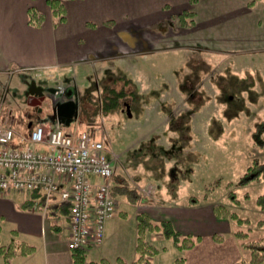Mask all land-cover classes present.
<instances>
[{
    "label": "crops",
    "instance_id": "crops-1",
    "mask_svg": "<svg viewBox=\"0 0 264 264\" xmlns=\"http://www.w3.org/2000/svg\"><path fill=\"white\" fill-rule=\"evenodd\" d=\"M252 1L66 0V18L57 22L48 0H0V74L10 77L5 85L0 83V107H6L19 116L12 103L16 100L20 105L21 93L25 91L34 112L27 115L34 119L25 117L30 120H27L28 123H33L31 127L27 126V132L36 124L44 123L47 127H61L69 134L81 133L85 130L70 132L64 129L73 125L74 129H78V125L86 123L92 115L91 111H85L80 105L77 81L85 80L88 76H106L107 70L121 68V72L113 76L114 83L105 87L99 104L107 114L116 109L129 110V101L136 99L135 91H126L125 87L118 89L114 85L119 83L118 79H122L123 83L129 82L124 74V71L128 72L127 60L136 61L138 55L169 49L159 45L167 40L169 19L174 21V29L179 30L174 32L171 29L170 35H183L186 38L184 44L187 45L211 44L209 40L204 41L209 37L213 40L212 51L245 56L254 61L253 66L246 67L254 68L255 75L264 82V73L255 65L254 59L264 53V8L258 7V3L252 4ZM30 7H36L45 14L40 26L29 23ZM184 11L195 13L187 18V25H181L178 21V16ZM191 21L193 24L189 26ZM158 23L161 25L157 26ZM159 29L165 31L159 34ZM237 65V70L245 66L243 61ZM16 73H26L28 76L14 84L12 77ZM255 82L250 91L255 93V101L258 102L264 99L261 94L264 84H260L261 89ZM166 86L163 91H169V83ZM29 88L33 92L28 93ZM47 88H50V92L48 96L45 95L46 99L43 100L44 97L38 101V94L46 93ZM58 89L62 90L60 98L56 96ZM52 97L57 100L53 102ZM115 98H118V104H114ZM257 108L264 109V105H257ZM168 115L156 122L152 132L162 133L155 140V145L169 150L168 130L159 131L160 125L169 123ZM108 154L110 157V152ZM119 159V155L111 159L115 168L113 187L118 185L117 178H127L116 163ZM138 188L143 196L137 204L130 205L134 210L132 219L126 210L128 199L116 197L118 207L115 215L106 223L102 244L85 250L89 261L104 259L108 264H133L137 258L136 216L140 212L148 214L155 221L170 220L184 234L201 236V241L185 253L184 264H235L240 261V245L230 233V224L217 216L212 205L190 208L180 213L169 210V202H154L153 189L150 190L149 185ZM31 195L19 191H0V245L15 242L33 247L28 254L14 257L10 264H75L74 252L67 244L70 233L68 215L44 216L37 208L27 210ZM261 221L260 228L264 232V219ZM221 233H229L228 241H215L214 236ZM152 240L162 249L154 258L155 264H172L169 257L162 255L169 253V240L161 234H155ZM0 264H3L1 256Z\"/></svg>",
    "mask_w": 264,
    "mask_h": 264
},
{
    "label": "rangeland",
    "instance_id": "rangeland-1",
    "mask_svg": "<svg viewBox=\"0 0 264 264\" xmlns=\"http://www.w3.org/2000/svg\"><path fill=\"white\" fill-rule=\"evenodd\" d=\"M251 3L264 8V0ZM168 27L167 40L159 45L169 49L138 55L136 61L127 60L128 72L124 74L129 82L118 79L119 83L114 85L118 89L125 87L126 91H135L136 99L129 101L128 98L129 110L116 109L110 114L101 110L99 102L105 87L114 83V74L121 72V68L109 69L106 76H88L77 81L80 105L92 115L86 123L78 125V129H74L75 125L64 129L93 131L103 140L111 159L119 155L116 163L139 197L143 194L138 187L149 185L150 190L153 189L154 202H169V210L182 213L190 208L224 206L230 216L222 218L229 222L230 233L240 245V260L248 259L249 253L242 243L264 234L258 225L264 219L258 202L264 194V182L242 185L240 180L255 158L264 159V148L254 146L251 138L255 123L264 113L257 105H264V99L255 101L256 95L250 91L255 80L259 85L264 82L255 75L254 68L247 69L246 65H254L249 57L212 51L213 40L208 36L204 41L209 40L211 44H184L183 35H170L171 29L179 31L174 29V21L169 19ZM164 31L159 29L158 33ZM254 59L264 73V53ZM240 61L245 66L237 70ZM27 76L16 73L13 83ZM9 79L8 74H0V83L5 85ZM168 83L169 91H163ZM58 91L56 96L60 98L62 90ZM25 93H21L20 105L16 100L12 103L19 116L0 107V126H11L19 135L27 134L28 121L34 119L27 117L34 112ZM261 94L264 97V90ZM52 98L53 102L57 100ZM167 113L169 123L160 125L159 131L165 128L169 131V150L155 145L162 133L152 132L156 122ZM127 204L128 217L132 219L134 210L130 205L135 204ZM238 231L245 235H238ZM221 234L228 241L229 233ZM185 253L178 252L169 240V253L162 255L169 257L171 262Z\"/></svg>",
    "mask_w": 264,
    "mask_h": 264
},
{
    "label": "built area",
    "instance_id": "built-area-1",
    "mask_svg": "<svg viewBox=\"0 0 264 264\" xmlns=\"http://www.w3.org/2000/svg\"><path fill=\"white\" fill-rule=\"evenodd\" d=\"M114 175L105 142L91 131L69 134L38 123L19 135L0 126V191L39 192L44 216L52 205L68 204L70 250L102 244L118 207Z\"/></svg>",
    "mask_w": 264,
    "mask_h": 264
},
{
    "label": "trees",
    "instance_id": "trees-1",
    "mask_svg": "<svg viewBox=\"0 0 264 264\" xmlns=\"http://www.w3.org/2000/svg\"><path fill=\"white\" fill-rule=\"evenodd\" d=\"M66 0H48L52 15L57 22L64 21L67 15L65 5ZM192 3L196 0H191ZM29 23L33 26H40L45 14L36 7H30L28 10ZM194 16L192 11H184L178 18L181 25H187V18ZM113 98V97H112ZM115 103L118 104V98H115ZM111 104V103H110ZM117 106V105H114ZM113 107V106H112ZM253 145L259 148H264V113L262 117L255 123L251 134ZM118 185L114 186L112 193L115 197H125L132 204H137L139 201V193L133 189L125 177L117 178ZM264 181V159L255 158L253 163L248 167L246 173L240 180L242 185L251 182ZM43 199L39 192H33L31 198L27 201L29 211L40 209ZM261 210H264V194L258 198ZM215 212L219 217H229V211L222 205H215ZM51 215H69V206L66 203L54 204L49 209V216ZM137 220V241L136 251L137 258L133 264H155L154 258L161 252V248L157 247L152 238L155 234H161L164 239L171 240L174 248L181 253H185L191 248L195 247L200 241L201 236L193 234H184L177 230L170 220L155 221L148 214L140 212L136 216ZM262 221L258 223L261 226ZM238 235H245V233L238 231ZM216 242H222L225 235L216 234L214 236ZM242 247L248 251V259H242L235 264H264V234L255 240H249L242 243ZM33 249L32 246L26 244H17L15 242L9 245H0V256L3 259V264H10L12 259L18 255L28 254ZM73 257L75 264H108L104 259L99 261H89L87 259L86 251L84 249L73 250ZM186 256L182 255L176 258L172 264H184Z\"/></svg>",
    "mask_w": 264,
    "mask_h": 264
},
{
    "label": "flooded vegetation",
    "instance_id": "flooded-vegetation-1",
    "mask_svg": "<svg viewBox=\"0 0 264 264\" xmlns=\"http://www.w3.org/2000/svg\"><path fill=\"white\" fill-rule=\"evenodd\" d=\"M46 90H47L46 93H44V94H38V98H36V99H39L38 101H41V100L45 97V95L48 96V92H50V91H49L50 88H47ZM31 92H33V90H32V88H29V89H28V93H31ZM27 96L30 97L29 95H27ZM45 99H46V97H45L43 100H45ZM28 101H30L29 98H28ZM32 124H33V123H29V124H28V127H31Z\"/></svg>",
    "mask_w": 264,
    "mask_h": 264
}]
</instances>
